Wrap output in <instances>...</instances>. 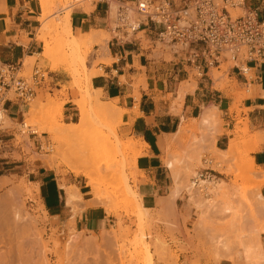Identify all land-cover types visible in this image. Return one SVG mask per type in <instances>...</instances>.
Wrapping results in <instances>:
<instances>
[{
    "label": "rangeland",
    "instance_id": "374dc122",
    "mask_svg": "<svg viewBox=\"0 0 264 264\" xmlns=\"http://www.w3.org/2000/svg\"><path fill=\"white\" fill-rule=\"evenodd\" d=\"M74 1L44 0L38 39L48 44L50 53L42 57L51 63L50 69L56 70L60 64L72 67L70 86L76 89L72 103L77 116L70 119L64 115L67 95L62 86L53 94L39 93L23 105L27 109L19 117L6 116V122H0V254L7 255L9 264L24 260L25 264H264V173L250 157L259 140L238 119L234 132L229 133L236 138V148L233 156L225 159L210 143L218 121L204 129L198 127L200 118L184 121L180 134L171 136L174 148H168L171 141L165 144V162L174 163L184 183L193 181L192 172H197L203 174L206 184L197 183L192 196L182 189L170 221H160L143 209L135 192L134 174L143 144L118 135L121 118L101 113L100 105L91 99L95 92L86 65L96 44L80 50L68 46L70 36L62 35L54 22ZM81 6L85 12L91 10L87 4ZM98 33L101 52L109 36L104 31ZM157 49L167 69L195 74L189 68L183 70L185 64L175 60L169 47L157 44ZM33 62L34 58L26 61V72ZM229 67L227 62L220 70H211L215 88L229 85ZM185 84L190 89L196 85L191 78ZM79 105L88 113L87 123L80 131L71 130L69 124L79 120ZM44 168L65 196L64 210L72 211L68 218L55 217L44 206ZM71 195H76L75 200ZM198 201L200 206H196ZM94 206L110 218L107 228L98 233L77 228L75 217ZM19 241L23 246L17 249ZM7 260L4 263L8 264Z\"/></svg>",
    "mask_w": 264,
    "mask_h": 264
},
{
    "label": "crops",
    "instance_id": "0c3cea01",
    "mask_svg": "<svg viewBox=\"0 0 264 264\" xmlns=\"http://www.w3.org/2000/svg\"><path fill=\"white\" fill-rule=\"evenodd\" d=\"M250 2L261 5V0ZM40 16L39 0H0V61L25 65L26 61L34 58L32 66L43 63L42 68L48 71L50 77L49 93L66 87L67 102L63 109L64 115L71 119L77 116V109L72 103L76 89L70 86L73 69L67 64H60L58 69L52 70L51 63L42 57L44 45L38 39ZM69 24L71 36L79 39L90 32L104 31L108 34L110 18L104 13L102 5H95L90 12L76 7L71 10ZM108 36L106 50L100 52V45L92 47L86 65V70L91 72L89 85L93 92H98L100 101L112 103L123 111L118 135L144 144H140L141 155L134 167L135 192L143 209L153 212L160 221L172 220L181 196L172 202L168 198L173 176L165 165V159L167 149L174 148L171 135L184 121L197 120L203 111L212 108L218 113V123L210 143L216 150H225L229 133L234 132L238 119H241L252 137L256 136L259 140L256 151L250 157L264 173V61L251 64V79L243 78L229 67V85L218 89L209 70H204L206 76L200 78L190 74V71L167 69L162 54L157 51V44L150 40V36L138 34L131 42L117 44ZM97 60L102 61L94 66ZM185 68L188 67L183 65V70ZM190 78L196 83L191 89L185 84ZM26 109L19 103H7L3 107L9 118L19 117ZM168 141L171 142L167 148L164 144ZM43 172L44 206L53 216L68 218L72 211L70 208L64 210V194L51 172L45 168ZM261 192L264 194V187ZM75 223L81 230L98 233L107 228L110 218L101 207L94 206L76 216Z\"/></svg>",
    "mask_w": 264,
    "mask_h": 264
},
{
    "label": "built area",
    "instance_id": "2783aa9c",
    "mask_svg": "<svg viewBox=\"0 0 264 264\" xmlns=\"http://www.w3.org/2000/svg\"><path fill=\"white\" fill-rule=\"evenodd\" d=\"M75 0L74 7L102 5L110 18L114 43H128L138 34L170 48L177 62L204 78L229 62L251 79V64L264 61V0ZM72 5V6H73ZM83 8V7H82ZM90 12V11H89ZM49 73L40 66L0 61V110L7 103L29 104L49 92ZM24 126V124H23ZM203 177V174H200Z\"/></svg>",
    "mask_w": 264,
    "mask_h": 264
},
{
    "label": "bare ground",
    "instance_id": "6f19581e",
    "mask_svg": "<svg viewBox=\"0 0 264 264\" xmlns=\"http://www.w3.org/2000/svg\"><path fill=\"white\" fill-rule=\"evenodd\" d=\"M39 2H40V6H42V4H43V2H44V0H39ZM59 2H61V4L62 3H66V4H68L69 3V0H59ZM64 3V4H65ZM73 4H74V2H73ZM73 8H76V7H74V5L72 6V5H69L68 7H66V8H63V9H66L64 12V14H63V16H59V17H57V16H55V21L54 22H56L57 23V26L59 25V29L61 28V30H60V33L62 34V35H64V34H68V36H70V38H71V40L69 41V43H67V45L68 46H70V47H75L77 50H80L81 49V46H83V48H84V46H90V45H92V44H98L99 42H101V40L99 41L98 39H99V37H98V31L97 32H90L89 34H86V35H83V39H75V38H73L72 36H71V34H70V24H69V19H70V16H71V10L73 9ZM62 9V10H63ZM48 10V9H47ZM48 13V12H47ZM46 16V15H45ZM43 18V17H42ZM46 18V17H45ZM44 21H45V19H44ZM55 23V24H56ZM48 23L46 22V25H47ZM43 26V25H42ZM44 28V27H43ZM41 27L39 28V30H38V32L40 33L41 32ZM43 31V30H42ZM44 34V33H43ZM100 36V35H99ZM40 38H42L43 39V35H41L40 36ZM44 45V48H43V52H42V56H44V57H47L48 55H49V47H48V44L47 43H44L43 44ZM106 50V43H104V46H103V48H102V50ZM73 50V49H72ZM29 60H33L32 58L31 59H29ZM95 93L94 94H92L91 96H92V98L91 99H93V101H95L96 103H98L99 105H100V111H101V113L103 112V113H105L106 115H108V116H112L113 118H122V113H123V111H121L119 108H117L115 105H113L112 103H104V102H102V101H100L99 100V96H98V92H96V91H94ZM37 103V102H36ZM38 105V104H37ZM36 107H38V106H36ZM78 108H79V120H78V122L76 123V124H69V126L71 127L70 129L72 130V128H74V129H76L77 131H80V130H82L83 129V127H85V125H86V123H87V116H88V113H87V111L85 110V108L83 107V106H81V105H79L78 106ZM38 109V108H37ZM55 110V109H54ZM53 110V111H54ZM58 111V110H57ZM60 111V110H59ZM58 111V112H59ZM99 111V112H100ZM31 112H33V111H30V113ZM52 112V111H51ZM218 113H217V111H216V109L215 108H212V109H210V110H207V111H204L203 113H202V115H201V117H200V120H199V128L201 129V128H206V127H208V126H211V125H213L216 121H218V119H217V117H218V115H217ZM124 115V114H123ZM7 115H6V113H5V111H3V109L2 110H0V122L2 123V124H4L5 122H6V117ZM215 126H216V124H214ZM26 126V125H25ZM203 128V129H204ZM181 129H183L182 127H181ZM180 132V128L178 129V131L177 132H175L174 134H172L171 136H175L176 137V135L178 134ZM35 133V132H34ZM82 133V132H81ZM180 134V133H179ZM65 135V134H64ZM69 135H71V134H69ZM142 144V143H141ZM169 144V143H168ZM144 145V144H143ZM165 145V144H164ZM133 146H134V144H133ZM254 146H255V144H254ZM135 148V147H134ZM235 148H236V138L235 137H230L229 138V141H228V146H227V149L225 150V151H222L221 152V154H222V156L225 158V159H228V158H230L231 156H233V154H234V151H235ZM221 158V157H220ZM165 165H166V167L168 168V169H170V172L172 173V175H173V185H172V189H171V191H170V194H169V199H170V201L172 202L174 199H176L179 195H180V192L182 191V189H185L186 191H187V193H189L191 196H192V194H193V191H195L196 189H195V187H199L198 185H197V183H199V185H202V184H206V182L204 181V180H202L201 179V177H200V174L199 173H197V172H192V179H194L193 181H188L187 183H184V181H182V178H181V174H180V172H179V170L177 171V170H174V163L172 162V161H166L165 162ZM195 167V166H194ZM176 169V168H175ZM73 172V171H72ZM182 172V171H181ZM183 175H184V173H183ZM183 177V176H182ZM87 178V177H86ZM190 178V177H189ZM208 182V181H207ZM209 183H211V182H209ZM215 183V182H214ZM216 185H218L219 183H215ZM211 185V184H210ZM206 186H208V185H206ZM202 188V187H201ZM214 188V187H213ZM195 189V190H194ZM70 193V192H69ZM73 194H74V192H73ZM70 195V194H69ZM75 196L76 195H71L70 196V198L71 199H74L75 200ZM168 196V195H167ZM190 196V197H191ZM261 196V195H260ZM257 197H258V195H257ZM262 197V196H261ZM262 198H264V197H262ZM261 198V199H262ZM168 199V200H169ZM259 200V199H258ZM260 201H262V200H260ZM199 202V201H198ZM205 202V201H204ZM169 203V202H168ZM202 204V203H201ZM200 204V202L198 203V204H196V206H200L201 205ZM193 206V205H192ZM262 207H264V203H262V205H261ZM260 206V208H262ZM211 207V206H210ZM2 208V207H1ZM206 208V207H205ZM3 209V208H2ZM214 209V208H213ZM262 209H264V208H262ZM260 211V210H259ZM4 212V211H3ZM209 212V211H208ZM166 213V212H165ZM5 216H6V214H5ZM8 224V223H7ZM13 228V227H12ZM7 229V228H6ZM1 232V231H0ZM16 232V231H15ZM20 232V231H19ZM3 233V232H2ZM4 234V233H3ZM21 236H23L22 234H21ZM25 236V235H24ZM28 236V235H27ZM41 237H42V235H41ZM41 237H40V240H41ZM8 239V238H7ZM38 239V238H37ZM36 239V240H37ZM11 240V239H10ZM12 240H14V239H12ZM11 240V241H12ZM16 240V239H15ZM3 242V241H2ZM8 242H10L9 240H8ZM23 242V241H22ZM27 242V241H26ZM25 242V243H26ZM16 243V242H15ZM14 243V244H15ZM17 243H19V245L17 244V249H19L20 248V246L22 245L23 246V244L21 243V241H19V242H17ZM38 243H39V240H37V245H38ZM4 244V243H3ZM9 244V243H8ZM11 244H12V242H11ZM21 244V245H20ZM41 246H42V244H40ZM9 246H10V244H9ZM14 246V245H13ZM28 246V245H27ZM29 247V246H28ZM11 248V247H10ZM16 248V247H15ZM14 248V249H15ZM27 248V247H26ZM30 248V247H29ZM6 249H8V248H6ZM22 249L23 248H21V251H22ZM10 251H12V250H10ZM9 251V252H10ZM42 251V250H41ZM40 251V252H41ZM44 251V250H43ZM16 252V251H15ZM28 252V251H27ZM27 252H25V253H27ZM1 253H3V252H1ZM19 253V252H18ZM31 253V252H30ZM1 255V254H0ZM4 255H5V253L4 254H2L1 256L3 257V258H5V260H7L6 259V257H7V255H5L6 257H4ZM20 254H18V255H16V256H19ZM0 256V257H1ZM10 256V255H9ZM8 256V257H9ZM29 257H32V256H29ZM35 257V256H34ZM45 257V256H44ZM3 258H2V260H1V264H6V263H4L5 262V260L3 261ZM1 259V258H0ZM28 259V258H27ZM38 259V258H37ZM20 260V259H19ZM39 260H40V258H39ZM29 261V260H28ZM43 261V260H42ZM46 261V260H45ZM7 262H8V264H9V261L7 260ZM18 262V261H17ZM22 262V261H21ZM40 262V261H39ZM44 262V261H43ZM22 263H26L25 262V260H24V262H22ZM21 263V264H22ZM28 264H29V262H27ZM36 263V262H35ZM35 263H33V264H35ZM38 263V262H37ZM11 264V263H10ZM41 264H43V263H41ZM46 264H48V263H46Z\"/></svg>",
    "mask_w": 264,
    "mask_h": 264
}]
</instances>
